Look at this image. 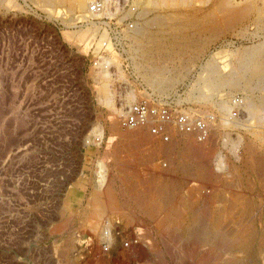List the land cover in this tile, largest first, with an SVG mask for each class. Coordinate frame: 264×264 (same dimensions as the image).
Segmentation results:
<instances>
[{
  "label": "rangeland",
  "instance_id": "rangeland-1",
  "mask_svg": "<svg viewBox=\"0 0 264 264\" xmlns=\"http://www.w3.org/2000/svg\"><path fill=\"white\" fill-rule=\"evenodd\" d=\"M138 1L88 0V11L71 2L51 7L34 0L1 1L0 264H216L215 256L208 255L210 243L181 236L178 218L172 217L189 213L181 203L199 198L204 205L208 196L210 207L218 209L223 205L210 202L211 196L227 198L235 192L255 200L264 196L257 177L252 180L251 173L230 166L240 165L237 156L243 146L228 147L229 140L253 137L250 132L262 125L251 119L244 105L234 104L222 115L216 101H196L191 92L207 58L214 55L228 70L236 48L264 38V21L246 22L243 28L249 36L228 33L211 43L186 63L182 80L160 93L146 83L133 62L137 46L129 25L141 20L139 11L150 18L165 9H144ZM98 5L103 9L92 10V15L89 7ZM185 58L162 64L176 70ZM130 90L135 99L126 103ZM216 94L218 99L224 91ZM135 104L162 105L170 118L186 110L207 118L212 130L209 139L202 142L206 133L197 136L202 143L194 136L191 142L204 147L213 178L174 171L175 159L181 156L155 149L158 142L171 144L186 137L173 133L165 143L175 121L176 125L156 135L144 128H127L126 115ZM226 139L228 145L223 143ZM225 179L236 181V186L225 185ZM244 179L252 183L247 188ZM162 183L171 184L173 191L172 198L161 204L157 194ZM133 200L155 205L134 211L128 209ZM258 207L250 212L255 240L245 249L240 245L220 252L225 262H234L236 256L239 264H264ZM177 209L180 213L174 212ZM233 222L226 220L224 225L237 232Z\"/></svg>",
  "mask_w": 264,
  "mask_h": 264
},
{
  "label": "bare ground",
  "instance_id": "bare-ground-1",
  "mask_svg": "<svg viewBox=\"0 0 264 264\" xmlns=\"http://www.w3.org/2000/svg\"><path fill=\"white\" fill-rule=\"evenodd\" d=\"M1 1L2 0H0V4ZM34 2L51 7L64 4L65 2H71L74 5L73 7L76 6V8L78 7L84 9V11H88V9L86 10L88 0H34ZM197 2L200 3L199 7L197 6ZM102 3L105 4L103 1ZM137 5H140V7L144 9L147 8L148 10L150 9L149 7L152 6L165 9L164 13L159 12L150 18L147 16L146 12L139 11L138 15L141 17V20L134 21L129 25L130 32H132V42L134 41L133 44L137 46L134 48L136 49V52L133 54V62L143 75L146 83L160 93H167L168 90L172 89L180 80H182L184 74L183 70L187 68V64H189L187 62L194 59L195 57L200 56L202 53L208 50L211 43L217 41L219 38L228 33L237 35L239 37L249 36L250 34H248V32L244 29L245 26L243 28V25L252 19H254L252 21H256V23L259 25L264 21V0H139ZM102 9L97 10L100 12ZM89 10L93 15L94 12L90 7ZM233 53L235 54V58L233 62L230 61V68L228 70H223L221 68L220 64H218V62L215 60L216 58L214 55H211L209 58H207L206 62L201 67V76L192 85L191 92L194 95V99L196 101H209L211 99L212 101H216L215 104L219 107L218 109L221 111L222 115L223 113L227 115L225 112H229L230 108H233L232 105L235 106L234 104L237 106L244 105V107H246L248 110L251 119L254 118L256 122L262 125L261 127L259 126L250 132L254 133L253 137L239 136L237 138L235 137L238 141L235 138L233 140H229L230 142L227 139V141H222L223 143L226 142L225 144L229 142L228 147L230 149H236L240 144L243 146L241 155L239 157L237 156V158L240 159V165H237L234 162L230 166H233V170L237 171L239 170L238 168L241 167L245 172H247V174L251 173L248 174V176H250L252 180L253 177H257V180H259L258 187L260 186L261 188H264V151H260V147L264 145V38L256 44L236 48ZM177 57H186L185 59H187V61L183 62L180 65V68L178 67L176 70L169 69L166 66V63L165 65L162 64V62L164 63L166 60L170 61ZM108 86L110 85L108 84ZM204 88H207L209 92H205ZM131 90L129 91L128 95L126 93V103H131V101L135 99V94ZM220 91H224L223 96L215 99L217 95L216 93ZM237 92H240L242 96L237 98ZM107 98L110 99L109 96ZM235 98H237V100ZM156 108H159L160 110H158L157 113H154L155 116H152L151 114L148 116L149 113L147 114L149 119L147 124L136 126L133 125L128 126L127 128L132 130L144 128L149 133L154 135V133L150 131V128L153 125H157L161 130H165L168 127H172L173 124L176 125L175 122H177L178 126L180 127L181 124L177 118L178 114L176 116L173 115V118L168 119L163 112L165 107L162 105L152 107V109ZM130 109L131 107H129V110ZM191 111H185L188 114L194 113V115H191L192 119L188 120L187 123L191 125L201 121L205 125L204 131L207 133V135L202 141L205 142L209 139L211 135L210 131H212L209 126L210 124L208 123L209 120L205 117V119L202 118V116L196 114L195 111ZM160 112L162 113L159 114ZM210 117L212 119L215 118L214 115H211ZM178 126L176 125L173 128L171 138L168 141H165V143L170 142L173 139V133H177L179 136H189V139L186 137H180V141H171V144H160L161 142H158L159 144L153 145L155 149L166 155H175L177 157L181 156L178 161L175 159L174 163L176 165L173 167L174 171L179 170L182 173L197 177H203V175L206 174L205 176H210L213 178V172L211 174L209 173V161L204 147L191 142V139L195 137L197 142L202 143L197 138V133L189 132L184 129L181 130ZM248 130L250 129L248 128ZM150 139L151 138L148 140ZM150 141L152 143V140ZM206 150L207 152L209 151V149ZM208 155H210V152ZM218 156L220 155L217 154V157ZM189 159H191V161ZM197 160L199 161L196 162ZM233 176H236L235 172ZM235 182L228 181L226 179L223 181V183L227 186H236L237 183L235 184ZM254 183L255 182L253 181V184ZM250 184L252 183L247 181L245 184L246 188L249 187L247 185ZM169 185L171 184L162 183L158 189V194L156 193L159 197L157 200H159L161 204L168 202L172 198L170 195L172 194L173 190L169 187ZM250 191H252V189ZM254 194L255 193H253V195ZM169 196L171 197L170 199H168ZM263 197H260V200H255L256 197L255 199H251L247 197V195L236 192L227 198L221 194H218L214 198L211 196L210 202L214 201L213 204L219 202L223 205H221L222 207L218 209H215V207H210L208 196L203 198L204 205L198 203L200 201L199 198L191 199L192 202L189 199L190 201H188V203H186L187 201L184 203L179 202V204L181 203L182 206L189 210V213L186 215L184 213H182V215L176 214L172 217L178 218L177 225L182 228L181 236L188 237L189 235L188 238L195 240L196 242H202L201 240H205L210 243V254L208 253V255L215 256L214 258L216 264H239L235 259L236 256L233 259L234 262H225L224 259H222L223 257L221 258L220 252H223L226 249L230 250L234 246L236 247L240 245L245 249L252 241L255 240L253 235V221L251 219L252 216L250 212H254V209L257 205H259L258 208H260L259 210L256 209L259 212V214L257 212L259 215H257L259 218L258 221H260L259 223L261 228L264 229ZM257 201H259V204H257ZM97 208L98 204L95 203L94 209ZM152 208L153 207H151V209ZM175 211L180 213L178 209L174 210V212ZM171 213L173 212L171 211ZM170 219L171 217H167V221H170ZM226 220L234 221L233 223L238 225L237 232L226 229ZM164 221H166V219ZM174 226H176V224H174ZM256 228L257 227L254 226V229ZM257 236L259 237V235ZM262 238H259V246L262 250H264V240ZM213 260L214 259H212V262Z\"/></svg>",
  "mask_w": 264,
  "mask_h": 264
},
{
  "label": "built area",
  "instance_id": "built-area-1",
  "mask_svg": "<svg viewBox=\"0 0 264 264\" xmlns=\"http://www.w3.org/2000/svg\"><path fill=\"white\" fill-rule=\"evenodd\" d=\"M99 5L98 6H93L91 7V9L93 11H97ZM102 8V7H101ZM156 107V106H154ZM158 110H160L159 108L156 109H152V106H150L149 104L143 105V104H135L131 107V109L129 110V112L127 113V117H126V124L128 126H133V125H141V124H147L148 122V116H150V114L152 116H155L154 113H157ZM165 113V115L167 116V118L169 119V114L166 110L163 111ZM149 113V115L147 116V114ZM162 112H160L159 114H161ZM191 115H193L192 113L188 114V113H180L177 115V118L180 122V129L181 130H186L189 132H196L197 136H205L206 132L204 131L205 129V125L201 122L198 121L194 124L189 125V123H187L188 120H191L192 117ZM158 117V116H156ZM162 117V116H161ZM163 118V117H162ZM177 123V122H176ZM178 125V123H177ZM151 131L154 134H160L161 129L157 126V125H153L151 127ZM163 138L168 139V137L164 134H162ZM107 222V221H106ZM112 225V224H111ZM109 226V224H108ZM106 226V228L108 227ZM122 234V233H121ZM123 237V236H122ZM125 240H123L124 242ZM124 244L128 245V242H125Z\"/></svg>",
  "mask_w": 264,
  "mask_h": 264
},
{
  "label": "crops",
  "instance_id": "crops-1",
  "mask_svg": "<svg viewBox=\"0 0 264 264\" xmlns=\"http://www.w3.org/2000/svg\"><path fill=\"white\" fill-rule=\"evenodd\" d=\"M150 201L153 202V203H156V202H154L155 200H150ZM146 205H148V206H146ZM143 206L152 207V206L149 205V203H146L145 201L142 202V201L136 200L133 203H131V206H129L128 209H130V210L133 209L134 211H140V209H142L140 207H143Z\"/></svg>",
  "mask_w": 264,
  "mask_h": 264
}]
</instances>
